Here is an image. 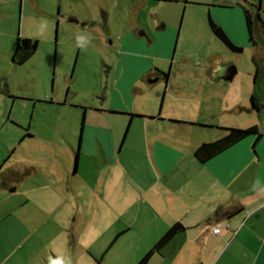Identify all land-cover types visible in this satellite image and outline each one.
I'll list each match as a JSON object with an SVG mask.
<instances>
[{"label": "crops", "instance_id": "0c3cea01", "mask_svg": "<svg viewBox=\"0 0 264 264\" xmlns=\"http://www.w3.org/2000/svg\"><path fill=\"white\" fill-rule=\"evenodd\" d=\"M213 15L210 9L208 22ZM251 48L253 58L264 62V48ZM155 72L158 81L167 80L161 112L123 103L100 110L125 114L130 125L139 120V145L116 152L117 132L91 125L72 174L66 158L63 168L52 169L57 178L29 185L19 174L35 175L33 163H18L12 182L0 177L2 200L21 199L0 209V264H137L177 222L186 229L147 264H264V115L258 112L259 140L248 137L205 163L194 156L202 142L221 138L223 126H233L218 111L252 110L254 72L253 82L244 83L234 66L203 67L184 70L172 83L173 72L154 66L113 92L136 94L135 81ZM169 92L178 106L167 107ZM102 161L104 179L87 181L90 193L82 194L76 174L82 165ZM216 223L222 224L219 234L213 232Z\"/></svg>", "mask_w": 264, "mask_h": 264}, {"label": "rangeland", "instance_id": "374dc122", "mask_svg": "<svg viewBox=\"0 0 264 264\" xmlns=\"http://www.w3.org/2000/svg\"><path fill=\"white\" fill-rule=\"evenodd\" d=\"M243 6L259 13L253 34L262 48L264 0H0V177L12 182L18 163H33L38 168L35 175L30 176L29 170L19 174L29 185L32 180L57 178L53 171L63 168L66 158L72 174L79 163L76 151L86 146L91 125L107 124L117 132L116 152L139 145V120L130 125L125 114L100 110L123 103L161 112L166 79L155 81L150 76L137 80L136 94L113 92L115 86L127 84L150 67L173 72L175 83L184 70L234 66L239 81L253 82L250 73L255 70V50ZM210 9L212 19L232 41L245 46L243 52L229 50L213 34ZM103 13L108 14L109 38L102 27ZM91 21L96 25L91 26ZM80 35L85 37L83 46L77 41ZM26 37L38 42L36 50L24 63H13L17 39ZM169 93L167 107L171 103L178 106L177 95ZM260 113L264 115V108ZM260 113L248 108L234 113L218 111L217 115L225 124H233L223 127L244 129L258 124ZM195 141L198 139H189ZM102 164L81 166L75 181L83 184L82 194L90 193L87 181L92 183L97 176L104 179ZM19 200L0 196V209L16 206Z\"/></svg>", "mask_w": 264, "mask_h": 264}, {"label": "trees", "instance_id": "16d2710c", "mask_svg": "<svg viewBox=\"0 0 264 264\" xmlns=\"http://www.w3.org/2000/svg\"><path fill=\"white\" fill-rule=\"evenodd\" d=\"M244 10V16L246 21V28L248 32V36L252 44L257 45L256 40L253 36V25H254V12L252 7L243 6ZM259 15V13H258ZM260 17V16H259ZM260 20V18H259ZM209 25L213 32V34L231 51L233 52H242L243 47L235 44L232 39L228 36V34L224 31V29L219 26L212 18H209ZM263 31H264V24H263ZM25 41L27 43H31L34 45V47H37V41H34L31 38H18L17 39V45L19 46L20 41ZM253 63L255 66L254 70V86L255 81L259 77V70L262 65L261 62H258L255 58H253ZM250 107L254 111H261L262 108H264V104H262L259 100V96L256 92V89L254 91V94H252V97L250 99ZM132 116H144V115H136V114H130ZM226 130V134L222 136L221 138L212 141V142H205L202 143L200 146H198L194 152V156L196 159H198L200 162L205 163L212 158L220 155L230 147L234 146L235 144L239 143L240 141L248 138V137H254L255 141L259 140L262 136L261 129L257 124L251 125L247 128H224ZM186 227L182 223H175L173 224L168 231L157 241V243L153 246L151 250H149L140 260L137 264H147L152 255L156 252L161 251L164 246L167 245L170 240L179 234L180 232L184 231Z\"/></svg>", "mask_w": 264, "mask_h": 264}, {"label": "flooded vegetation", "instance_id": "af4514ba", "mask_svg": "<svg viewBox=\"0 0 264 264\" xmlns=\"http://www.w3.org/2000/svg\"><path fill=\"white\" fill-rule=\"evenodd\" d=\"M70 19H76V23H79L80 21L77 19V18H70ZM104 19L107 20L108 22V14L107 13H103L102 15V19H101V22H102V27H103V30H104V34H105V29H104ZM72 22V21H71ZM75 22V21H74ZM91 26H95L96 24H94V21H91L89 22ZM82 25H86V23H82ZM108 25V23H107ZM106 36V34H105ZM110 34L106 37L109 38ZM254 36V34H253ZM36 49H34V45H32L31 43H27L25 41H20V44L18 47H16L14 53L12 54V62L13 63H16V64H22L24 63L31 55L34 54ZM21 55L22 59L20 61L17 60V56L18 55ZM155 81L157 80V73H153L152 76H151ZM152 79V81H153Z\"/></svg>", "mask_w": 264, "mask_h": 264}, {"label": "water", "instance_id": "95a60500", "mask_svg": "<svg viewBox=\"0 0 264 264\" xmlns=\"http://www.w3.org/2000/svg\"><path fill=\"white\" fill-rule=\"evenodd\" d=\"M254 15H256V17L254 16V21L255 20H257V19H259V15H258V13L257 14H255L254 13ZM70 21H72V22H77L76 21V19H70ZM104 29H105V34H106V36H108L109 34H110V31H109V28H108V25H107V20L106 19H104ZM254 29H255V24L253 25V33H254ZM258 31V30H257ZM258 32H260V30L258 31ZM56 33H57V30H56ZM260 37V36H259ZM259 44L264 48V36L262 37H260L259 38ZM34 49H35V47H34ZM22 59V57H21V55L19 54L18 56H17V60L18 61H20ZM231 77H232V75H231ZM230 77V78H231ZM255 89H256V92H257V94H258V96H259V100H260V102L262 103V104H264V62H262V65H261V67H260V70H259V77H258V79L255 81Z\"/></svg>", "mask_w": 264, "mask_h": 264}, {"label": "clouds", "instance_id": "9594fccd", "mask_svg": "<svg viewBox=\"0 0 264 264\" xmlns=\"http://www.w3.org/2000/svg\"><path fill=\"white\" fill-rule=\"evenodd\" d=\"M44 25H41V31H43ZM77 41L80 46L84 45L85 37L83 35L77 36Z\"/></svg>", "mask_w": 264, "mask_h": 264}, {"label": "built area", "instance_id": "2783aa9c", "mask_svg": "<svg viewBox=\"0 0 264 264\" xmlns=\"http://www.w3.org/2000/svg\"><path fill=\"white\" fill-rule=\"evenodd\" d=\"M222 230V224L221 223H216L214 228H213V232L215 234H219Z\"/></svg>", "mask_w": 264, "mask_h": 264}]
</instances>
